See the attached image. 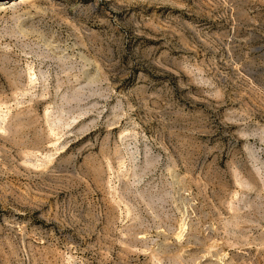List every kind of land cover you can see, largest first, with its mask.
<instances>
[{
  "label": "rangeland",
  "instance_id": "obj_1",
  "mask_svg": "<svg viewBox=\"0 0 264 264\" xmlns=\"http://www.w3.org/2000/svg\"><path fill=\"white\" fill-rule=\"evenodd\" d=\"M0 264H264V0H0Z\"/></svg>",
  "mask_w": 264,
  "mask_h": 264
}]
</instances>
